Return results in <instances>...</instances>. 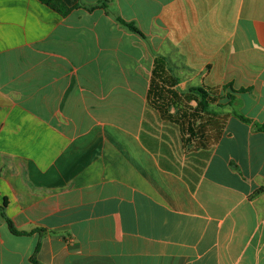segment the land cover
Here are the masks:
<instances>
[{
    "label": "crops",
    "instance_id": "1",
    "mask_svg": "<svg viewBox=\"0 0 264 264\" xmlns=\"http://www.w3.org/2000/svg\"><path fill=\"white\" fill-rule=\"evenodd\" d=\"M63 1L0 0V264H264V0ZM156 57L222 90L216 145L150 104Z\"/></svg>",
    "mask_w": 264,
    "mask_h": 264
},
{
    "label": "trees",
    "instance_id": "2",
    "mask_svg": "<svg viewBox=\"0 0 264 264\" xmlns=\"http://www.w3.org/2000/svg\"><path fill=\"white\" fill-rule=\"evenodd\" d=\"M43 4L58 11L62 16H68L73 8L67 6L63 0H40ZM97 8L108 9L107 5L99 4L89 7V10ZM118 21L133 32L140 34V31L133 25ZM178 79L173 77L169 71L168 60L164 57H156L152 74V81L148 93V101L156 108L162 118L180 126L183 142L186 147L193 149H208L218 143L223 135L227 115L221 114L217 108L224 105V99L220 88H193L187 93L178 94L174 87ZM236 93H239L238 91ZM229 104L234 97H226ZM196 103V107L191 105ZM176 109L170 113V108ZM10 231L15 235H29L27 232H20L13 222L6 218Z\"/></svg>",
    "mask_w": 264,
    "mask_h": 264
}]
</instances>
